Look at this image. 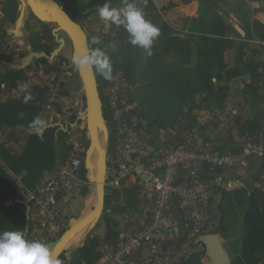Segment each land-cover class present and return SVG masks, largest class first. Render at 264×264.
Listing matches in <instances>:
<instances>
[{
  "label": "built area",
  "instance_id": "2783aa9c",
  "mask_svg": "<svg viewBox=\"0 0 264 264\" xmlns=\"http://www.w3.org/2000/svg\"><path fill=\"white\" fill-rule=\"evenodd\" d=\"M42 44H46L45 39ZM0 53L20 61L23 48L0 30ZM74 70L71 61L55 60L30 72L25 82L7 89L3 97L21 100L29 87H37L46 94L45 112L58 115L68 127L63 163L44 171L33 188L7 170L17 182L20 198L28 203V238L47 244L67 231L69 210L83 190L95 195L92 189L97 186L91 177L90 181L81 178L90 138L79 124L71 127L84 101L64 90ZM98 88L103 114L108 116V133L113 138V147L107 152L106 198L111 209L126 208L129 202L124 194L136 192L140 206L138 211L111 213L117 240L100 243L96 248L100 257L93 264H186L192 259L204 264L208 256L202 238L212 223V200L227 189L224 179L214 173L247 170L251 161L264 157V130L239 133L234 138V150L220 152L214 140L202 141L200 128L180 130L172 124L155 127L135 115L134 87L124 72L116 71L111 81L98 84ZM206 115L224 128L233 111L227 107L207 111ZM10 152L16 157L14 150ZM254 180L255 187L264 190V168ZM62 264L86 263L65 259Z\"/></svg>",
  "mask_w": 264,
  "mask_h": 264
},
{
  "label": "crops",
  "instance_id": "0c3cea01",
  "mask_svg": "<svg viewBox=\"0 0 264 264\" xmlns=\"http://www.w3.org/2000/svg\"><path fill=\"white\" fill-rule=\"evenodd\" d=\"M61 7H65L68 11L74 12L77 9L87 7L93 2H100L103 0H57ZM112 5L114 7L124 6L125 0H112ZM138 3L142 5L144 11L147 14V18L150 19L159 28L163 22H167L170 26L176 30L182 32L184 35H206L213 37V24L215 18L221 17L224 21V28L222 32L225 31V35L219 36L221 41L226 44L232 43V47L223 52L224 62L228 69L233 72H237L240 76L230 83V88L232 92L229 93L228 99L223 103L224 108H220L216 101H203L205 96L197 95L196 103L200 107L199 113L194 115H188L187 109H180V103L175 101L173 97L163 90H155L151 87L155 86L157 82L154 81L153 71L158 72L157 68H162L164 70L176 67H183L187 70L192 86L199 87V80L196 73V68L198 65V50L195 44H192L191 50V60L189 64L183 66L182 57L174 51L165 53V39L161 36L156 41L153 47V54L151 57H146L143 51L140 49L141 58L138 61L137 68L131 72L130 78H127L133 85V101L135 103V108H139L142 113V117L150 122L153 126L158 123L164 124L161 127H168L169 125H176L180 130H189L193 128H201V120L204 119L205 127L207 129V135L209 140H214L218 147L217 150L224 152L226 150H234V136L238 135L242 131H254L261 132L264 130V0H138ZM173 3L176 5L175 8L163 11L167 5ZM19 8L16 6L15 0H0V30L4 31L8 36L12 37L11 31L15 29ZM27 13H31L29 10ZM26 13V14H27ZM31 22V21H30ZM80 24L88 35V38L92 39L94 37L99 38L102 41L101 45H96L97 47H105L110 54L111 59L116 66H113V74L116 71H122L129 67V58L127 54V42L128 37H116L118 31L117 27L110 34H106L105 24L98 14H94L88 19L81 20ZM42 25L32 23L31 25L25 24L20 32V38H15L20 44H24L27 48L25 56L29 53L35 51L34 46H38V38L45 36L44 32L41 31ZM37 28V29H36ZM221 29V28H220ZM39 30V31H38ZM124 30V29H123ZM125 31V30H124ZM126 33V31H125ZM127 34V33H126ZM128 35V34H127ZM233 37V38H231ZM27 41L29 44L26 45ZM33 44H31V42ZM46 40V44H47ZM42 43V41H41ZM34 45V46H33ZM52 51L58 48L57 43H50ZM37 53H47L37 52ZM24 56V57H25ZM242 58V62L239 60ZM156 63L157 65H155ZM3 65H13V62L9 60L5 55L0 53V70L5 74V82L1 85L0 92V105L8 106L11 101H19L21 103L20 110L24 113L23 121L24 123H30V121L40 115L48 119L50 123H61L60 117L54 113L45 112V102L44 99H37L36 101H43L40 104L41 112L31 111V108H27L23 99L15 100L8 99L3 100V96L6 94L7 89H13L18 84L23 83L28 79V75L33 70L37 69L39 66L45 65L43 62L34 63L31 65L30 69L19 71L11 69L4 70ZM15 71V72H14ZM96 78L98 84L106 82L97 73ZM169 83L168 76L162 75V78L157 83L159 87H164ZM226 83H216V87L225 86ZM75 89L72 93L77 94L84 100V87L81 81L77 79L74 83ZM37 89V88H36ZM40 90V89H39ZM42 91V90H40ZM43 92V91H42ZM45 95V94H44ZM6 101V102H2ZM9 102V103H7ZM14 103V102H12ZM86 102L83 101V105L80 111L86 110ZM230 107L233 111V116L227 124L226 127L221 128L217 123H213L207 119V111H217ZM137 108V109H138ZM20 117V116H19ZM156 127V126H155ZM8 129L6 135H0V153L4 151L14 150L18 152L19 158L23 156L26 148L22 147L20 141L21 138V128L17 126L15 129L11 130L6 126V120L4 117H0V133L2 130ZM28 134L33 135L30 130L27 131ZM32 139H30L31 141ZM2 149V150H1ZM11 155V154H10ZM22 167L21 165H19ZM264 168V157H257L250 162L247 170H218L214 174L221 176L226 185V190L229 192L227 196H232L234 192L233 187L242 186L250 192L255 194L258 190L255 188V178ZM20 171V177L23 178L24 183L30 177L28 171ZM38 171V169L36 170ZM34 172V178L36 181H32L27 186L33 188L39 181L40 176L44 173ZM46 171V170H45ZM12 172V171H11ZM7 179L14 182L9 176ZM235 184L230 186V184ZM1 185V184H0ZM256 189V190H255ZM19 191V188H18ZM92 191H94L92 189ZM222 191V190H221ZM20 193V191H19ZM89 193V191H88ZM92 193V192H91ZM131 192L124 194L126 202L131 203L132 195ZM259 193V192H258ZM93 194V193H92ZM137 194V193H136ZM219 195V194H218ZM95 196V195H93ZM226 196V197H227ZM16 200V196L9 198L6 203ZM18 200V198H17ZM136 201L138 202V209L140 202L138 201V195H136ZM132 204V203H131ZM81 207V209H79ZM138 211L130 209V206L125 208V210ZM124 210V211H125ZM81 212H84V204L82 202L81 196L75 201L69 210V220L73 218L82 219ZM69 221V222H70ZM104 230V229H103ZM219 234V233H218ZM104 238L107 235V230H104ZM221 236V235H220ZM221 239H223L221 237ZM226 240L228 245V251L233 264H246L241 256L243 251V240L240 243L229 242ZM225 246V244H224ZM227 247V246H226ZM257 258L262 259L264 264V254L260 253ZM71 259V260H70ZM66 260L73 263L83 262L82 258H71L66 257Z\"/></svg>",
  "mask_w": 264,
  "mask_h": 264
},
{
  "label": "trees",
  "instance_id": "16d2710c",
  "mask_svg": "<svg viewBox=\"0 0 264 264\" xmlns=\"http://www.w3.org/2000/svg\"><path fill=\"white\" fill-rule=\"evenodd\" d=\"M105 2H107V0H103L100 2H93L87 7L77 9L74 12L75 14L68 11V9H66L65 7H63V9L73 21L80 24L81 20L88 19L92 15L96 14L97 7L103 5ZM15 3L17 7L20 5L19 0H15ZM140 6L142 7V5ZM175 7H176L175 4L170 3L169 5H167V7L163 9V11H168ZM116 28L117 27L113 25L107 32L105 30L104 32L106 34H110ZM222 28H224V21L221 17L218 16L215 18L213 24V30H212L213 37H209L204 34L199 36L184 35L182 32L170 26L166 21L163 22V24L160 27L161 34L165 39L164 52L165 53L170 51L176 52L178 55L182 57L183 66L190 63L191 55H192V50H191L192 44H195L197 46L198 65L196 68V73L200 84L199 87L196 88L192 86L189 74L187 70L184 69L183 67L180 68L171 67L166 70L160 67L157 68L158 72H155V70L153 71L154 81L158 83L162 78V75L164 74V78L165 76H168L169 83L164 87H159L157 83L155 86L151 85V87L154 88L155 90H163L166 91L168 94H170L175 101L180 103L181 110L184 108L187 109L188 115H194L199 113L200 107L197 106L196 103L194 102L196 101L197 95L205 96L203 101H208V102L216 101L217 105L220 108H224L223 103L228 99L229 97L228 94L232 92V89L230 88L229 85L233 80L237 79L240 76L239 73L233 72L232 70L228 69L224 62L223 52L225 50L230 49L232 47V43L226 44L224 41H221L219 38H217L219 36L225 35V31L222 32ZM116 37H128V35L125 33L123 28L120 27L118 28ZM88 42L90 49L97 47L96 45L91 46L90 38H88ZM51 52L52 50L48 51L47 54H50ZM127 54L129 58V67L125 70V75L127 78H130L131 72L137 68L138 61L141 58V52L138 47H134L129 42H127ZM239 60L241 62L243 61L241 57H239ZM111 61L113 63V66H116L112 59ZM42 62L47 66H50L52 64L46 59H43ZM154 64L157 65L156 63ZM4 75L5 74L3 73V71L0 70V92H1V85L2 83L5 82ZM218 82L226 83V85L217 88L216 83ZM27 91H31V93L34 96V99L29 103L25 104L26 107L31 108L32 112L33 111L41 112L40 104L41 102L43 103V101H36V100L46 98V94L40 91L39 89L32 87L29 88ZM84 101L86 102L85 96H84ZM20 105L21 103L19 101H11V103L8 104L7 107L0 105V117H4V119L6 120V126H8V128H10L11 130L15 129L17 126H20L21 128L20 130L26 132L28 136H30L31 138H37V142L34 143H32V140L30 141L29 139V146L25 150V153L23 154L22 157L18 158L23 162L21 163L22 166L21 168H23V170H26L28 171V173H30V177L26 181V183L29 184L32 183L31 179L34 178V172L40 166L39 161L41 159L44 160V164H43L44 167L42 166L41 171L52 170L56 166L61 165L63 163L65 159V151L64 154L62 155L63 158L60 156L61 155L60 150L64 145L60 143V135L63 132L58 133V138H56V132L58 129L52 130L50 138L48 134L46 136V132H45L43 140L39 139L35 135L28 134L27 131L29 128L27 123H24L23 119H21L18 115L19 111L17 110V108H19L20 110ZM137 108H135L133 113L138 117H142L141 110ZM104 118L105 121H108V116L106 114L104 115ZM78 120H80V118L76 117L74 123ZM201 123L202 126L200 129L203 132L202 141L204 142L209 141L204 119L201 120ZM7 132L8 129L2 130L0 135L1 134L6 135ZM64 134L65 133H63V135ZM109 137L110 135L108 136V141H109ZM45 139H48L49 142L45 143L44 141ZM49 144L50 146L47 147V145ZM64 150H65V146H64ZM40 173L42 172H38L37 175L39 176ZM41 177L42 176H40V179ZM36 179L37 178H34L32 181H36ZM7 181L8 179H6V181L0 185V194H2L3 196V198L0 199V203L1 202L6 203V201L9 198L13 197L14 195L12 193L17 188L15 184L14 187H12L10 181L9 182ZM230 186L232 187L234 186V184L231 183ZM252 192H250L249 195L251 209L247 211L243 221V228L245 235L243 237V251L241 256L246 264H261L263 258L261 259L257 258V255L260 253L264 254V207L258 201V197L256 196V194ZM227 193H228L227 190H222L220 193L218 207L221 212V220H224L228 213V210H224L223 208ZM130 195H132L133 197L131 200L132 204L129 203L130 209L137 210L138 209V202L136 201L137 194L136 192H131ZM240 195H242V193H240ZM231 207L234 208V206L232 205ZM105 208L107 210L106 213L104 214V219L107 221V223H110V225L112 226L111 231H109L107 235L106 242L114 243L117 240V234H115L112 231L113 226H115V221L111 218V213L120 214L124 212L125 208L111 209L110 201L107 198L105 200ZM27 218H28V214H27ZM220 228L221 226H218V229H216L217 230L216 233H219L218 230H220ZM0 230L2 231L3 228ZM220 240L221 243L224 244V240L223 239ZM98 245H99V240L97 241L96 239L93 242H90L86 245V247L82 251L83 262H85L86 264H93L99 259L100 256L99 254L96 253V248L98 247ZM61 257H60L61 261L62 262L65 261V258L64 257L61 258ZM186 264H202V263L200 262L199 259H192Z\"/></svg>",
  "mask_w": 264,
  "mask_h": 264
},
{
  "label": "rangeland",
  "instance_id": "374dc122",
  "mask_svg": "<svg viewBox=\"0 0 264 264\" xmlns=\"http://www.w3.org/2000/svg\"><path fill=\"white\" fill-rule=\"evenodd\" d=\"M55 1L58 2L57 0H55ZM18 8H19V6H18ZM18 15H20V12ZM24 23L28 24V25H31L32 23H35V24L40 23L42 25L40 30L44 32L45 36L42 38H38V40H37V42H39L37 44L38 46L33 45L34 50H35L34 52L51 51L52 48L50 46V43H54V44L56 43L55 39L53 38V31H54L56 26L54 24H51V23H43V22L39 21L31 13L26 14ZM60 36L63 37L64 34L60 33ZM43 39L48 41L47 44L41 43V41ZM30 42H31V44H33L32 41H30ZM28 44H29V41H27L26 45H28ZM22 45H23V47L26 48V46L24 44H22ZM91 46H94L92 44V41H91ZM72 57H73V46L69 41H67L66 47L59 53L58 57H56L55 60L58 61V60L66 59V60L72 61ZM42 60L43 59H38V60L34 59V61L32 62V65L34 63L42 62ZM30 68L31 67H29V69ZM24 70H26V69H24ZM19 73L23 74V71H19ZM77 79H79L81 81V84L84 87L82 80H81L79 70L75 69L74 71H72V73L70 74V76L67 80V83L64 85V90H66L67 92H72L75 89L74 83ZM32 88H36V87H32ZM86 112H87V106H86V110L79 111L78 117L81 118V117L85 116ZM27 125H29V123H27ZM163 125L164 124L158 123V125L156 124L155 126L161 127ZM79 128L81 130L87 132V134H88L87 122L81 120L79 123ZM52 130L53 129L46 130V136L48 134L49 138L51 136ZM242 132H254V131L250 130V131H242ZM64 137H65V134L63 135V133H61L60 143L64 144L62 146V149L60 150L61 151V155H60L61 157L65 151L64 150V146H65V141H64L65 138ZM21 138H23V140L20 141V144L22 147H25L26 149L29 146V139H32V143L37 142V138H31L30 136H28L26 134V132H24L22 130H21ZM44 141H45V143L49 142L48 139H45ZM100 142H101L102 148L104 150H106V152H110L111 148L113 147L112 136L109 137V141H108L107 138L105 137V135L101 134L100 135ZM89 144H90V142H89ZM48 146H50V144L47 145V147ZM10 151H13V150L11 149V150H9V152L4 151V152L0 153V184H3V182L6 181L7 176H9L7 170L12 171L16 176H20V174H21L20 171L22 169L19 165H21V163H23V162H22V160L18 159L19 158L18 152L15 148H14V151L17 153L16 157H12L10 155V153H11ZM98 158H99L98 153H94L91 156V162L93 165L94 173H96V171H97ZM39 164H40V166L37 168L38 169L37 172H42L41 168L44 164V160L41 159L39 161ZM90 177H91V171L84 167L81 171V178L84 181H90ZM9 181L12 184V187H14V182H12L11 180H8L7 182H9ZM26 184L28 185V183H26ZM233 188H234V192H232V196H230V195L227 196L225 201H224V207L223 208H224V210H228V213H227L224 220H221V212H220L219 207H218L221 190L218 193L219 195L215 196L214 199L212 200V209H211L212 223H211L210 227L207 229V232L216 233L217 232L216 229H218V226H221L220 230H218L219 235H221V237L223 238L224 244H225V249L227 250L228 253H229V251H228L229 248H228V245L226 243V240H230L229 242H237V243L241 244L243 237L245 235L244 228H243L244 216L247 213V211H249L251 209L250 200H249L250 194L243 196L244 194H248L249 191L247 189L243 188L242 186H237V187H233ZM255 188H257V187H255ZM93 190H96V188H93ZM258 190H259V188H258ZM19 191H18V186H17V188L12 193L14 196H16L15 201H12L9 203H3V202L0 203V229L3 228L2 231L15 230L17 228H20V229L25 228L26 229V226L28 223V221H27V219H28L27 218V208L24 204L20 203L23 200L19 196ZM243 192H245V193H243ZM254 192H252V193H254ZM258 192L256 193V196L258 197V201L264 207V193L262 191H258ZM240 193H242V195H240ZM2 198H3V196H2V194H0V199H2ZM17 198H18V200H17ZM81 198H82V202L84 204V212H81L80 216L82 218H84L89 213H91L92 210L96 206V199H97L96 191H95V196H93L92 193H88L87 189H84L83 193L81 194ZM18 201H20V202H18ZM23 202H25V201H23ZM231 205L234 206V208H232ZM79 209H81V207H79ZM106 210L107 209L105 208L104 214L106 213ZM104 214L102 216L101 221L98 224H96L95 227H89V228L84 229L79 235L75 236L69 242V244L67 245V247H66L61 258H63V257L65 259H66V257L67 258L68 257L82 258V251L88 243L93 242L95 239L97 241L99 240V244L102 242H106L107 235H108L109 231H111L112 226L110 225V223H107V221L104 219ZM78 221H79V218H73L68 223V227L75 225ZM103 229L107 230V235L105 238L103 235L104 234ZM209 262H210V260L208 261V259L204 260V264H210Z\"/></svg>",
  "mask_w": 264,
  "mask_h": 264
},
{
  "label": "water",
  "instance_id": "95a60500",
  "mask_svg": "<svg viewBox=\"0 0 264 264\" xmlns=\"http://www.w3.org/2000/svg\"><path fill=\"white\" fill-rule=\"evenodd\" d=\"M30 11L39 21L43 23H51L56 27L53 31V38L55 39L58 48L51 54L30 52L20 64L3 65L4 70H17L21 71L28 68L34 59H46L53 62L59 53L66 47L67 40L73 46V56L83 55L90 51L88 35L83 29L82 25L73 21L70 16L65 12L63 7L55 0H20L19 5V18L17 20L15 29L10 32L15 38H20V32L24 27L25 17L27 11ZM60 33L64 36L61 37ZM82 83L84 85V93L87 104L86 115L76 121L71 127H76L79 121L87 122V131L90 138L89 148L86 153L85 166L91 171V178L95 180L96 186V206L86 217L80 219L75 225L67 229V231L56 241L48 245L59 256L63 254L69 242L84 229L94 227L98 224L105 211V176L107 170V152L101 146L100 135L104 134L108 140V129L103 114V105L99 93L98 82L94 71H79ZM48 129H58V133H66L68 127L62 123H51ZM47 129V130H48ZM98 153V166L97 171L94 173L91 156ZM20 202V201H18ZM28 208L27 202H20ZM221 236L218 233L209 232L203 236L202 241L206 245L207 256L210 264H233L231 257L224 244L220 242Z\"/></svg>",
  "mask_w": 264,
  "mask_h": 264
},
{
  "label": "clouds",
  "instance_id": "9594fccd",
  "mask_svg": "<svg viewBox=\"0 0 264 264\" xmlns=\"http://www.w3.org/2000/svg\"><path fill=\"white\" fill-rule=\"evenodd\" d=\"M96 12L104 21L106 32L113 25L122 27L128 34V42L132 46L141 49L146 57L152 56L153 47L161 36V30L147 18L138 0H125L122 7H114L111 0H107L97 7ZM92 44L101 45L102 41L94 37ZM72 64L79 71H94L105 81L113 79V63L105 47H95L83 55L73 56ZM33 99L31 91H27L23 103L27 104ZM18 115L23 119V112ZM49 127L50 121L40 115L34 117L28 125L30 132L41 140ZM0 264H62V261L59 253L47 243L28 238L27 229L17 228L0 231Z\"/></svg>",
  "mask_w": 264,
  "mask_h": 264
},
{
  "label": "bare ground",
  "instance_id": "6f19581e",
  "mask_svg": "<svg viewBox=\"0 0 264 264\" xmlns=\"http://www.w3.org/2000/svg\"><path fill=\"white\" fill-rule=\"evenodd\" d=\"M12 37H13V36H12ZM67 41H68V40H67ZM20 46L23 48V53H22V56H21V60H20V61H12L8 56L5 55L7 58H9V59L13 62V65H14V64H20V63L23 61V59H24V58L30 53V52H29V53L25 56L27 49H26L25 47H23L22 44H20ZM32 52H33V51H32ZM3 55H4V54H3ZM24 56H25V57H24ZM55 59H56V58H55ZM33 61H34V60H33ZM54 61H55V60H54ZM54 61H53V62H54ZM53 62H51V63H53ZM71 62H72V61H71ZM31 65H32V63H31ZM31 65H30V66H31ZM30 66H29V67H30ZM42 66H47V65H42ZM29 67H28V68H29ZM28 68H26V69H28ZM39 68H40V66H39L37 69H35V71L38 70ZM74 69H76V68L74 67ZM33 71H34V70H33ZM29 88H30V87H29ZM36 88H37V87H36ZM13 89H14V88H13ZM38 89H39V88H38ZM40 90H41V89H40ZM220 242H221V240H220Z\"/></svg>",
  "mask_w": 264,
  "mask_h": 264
}]
</instances>
